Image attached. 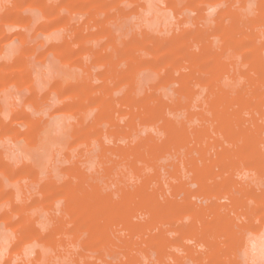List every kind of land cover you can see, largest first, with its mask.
Returning <instances> with one entry per match:
<instances>
[{"label":"rangeland","instance_id":"obj_1","mask_svg":"<svg viewBox=\"0 0 264 264\" xmlns=\"http://www.w3.org/2000/svg\"><path fill=\"white\" fill-rule=\"evenodd\" d=\"M260 238L264 0H0V264H264Z\"/></svg>","mask_w":264,"mask_h":264},{"label":"bare ground","instance_id":"obj_2","mask_svg":"<svg viewBox=\"0 0 264 264\" xmlns=\"http://www.w3.org/2000/svg\"><path fill=\"white\" fill-rule=\"evenodd\" d=\"M255 238H257V237H255ZM255 238H254V239H255ZM261 240H263V239L260 238V241H259V240H258V241L256 240V241H254L255 243H254L253 241H251V243L253 242L252 244L254 245V247H255V246H258V247H259V248L257 247L256 249H259L260 251H262L261 249L264 248V244L262 243L263 241L261 242ZM252 244H251V245H252ZM251 247H253V246H251ZM254 247H253V249H254ZM256 249H254V251H256ZM251 250H252V249H251ZM259 250H258V251H259Z\"/></svg>","mask_w":264,"mask_h":264}]
</instances>
